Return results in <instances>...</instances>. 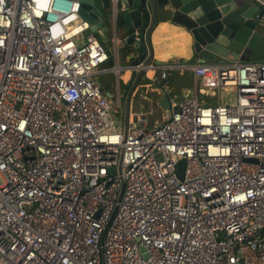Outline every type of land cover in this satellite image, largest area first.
Masks as SVG:
<instances>
[{
	"label": "built area",
	"instance_id": "obj_1",
	"mask_svg": "<svg viewBox=\"0 0 264 264\" xmlns=\"http://www.w3.org/2000/svg\"><path fill=\"white\" fill-rule=\"evenodd\" d=\"M88 27L79 0H0V264H264V61L129 62L193 96L124 132Z\"/></svg>",
	"mask_w": 264,
	"mask_h": 264
},
{
	"label": "water",
	"instance_id": "obj_2",
	"mask_svg": "<svg viewBox=\"0 0 264 264\" xmlns=\"http://www.w3.org/2000/svg\"><path fill=\"white\" fill-rule=\"evenodd\" d=\"M114 1L119 3L122 20L120 28L115 22L114 32L121 34L126 47L124 52L132 56L130 62H142L143 65L152 62L149 37L158 23L181 28L192 53L202 61H264V0H260L261 4L255 0ZM106 13L102 0H79V14L89 22V31L108 30ZM105 51L110 55L109 50ZM144 70L139 69L130 87L128 85L124 100V132L129 98L137 84L146 78ZM164 100L163 97L158 103ZM184 165V159L177 161L176 175L179 178Z\"/></svg>",
	"mask_w": 264,
	"mask_h": 264
},
{
	"label": "crops",
	"instance_id": "obj_3",
	"mask_svg": "<svg viewBox=\"0 0 264 264\" xmlns=\"http://www.w3.org/2000/svg\"><path fill=\"white\" fill-rule=\"evenodd\" d=\"M112 4V19H109V21L106 23V27L108 30H103L99 29L96 30V32H92L89 31V33H92L97 40L102 44L101 40L98 38V35L104 34L108 31H110V40L113 44V50H109L110 48L108 47H104V45L102 44V46L105 48V50H109L110 54L113 53V59H114V63H110L108 66L103 67V69H107V70H103L101 69L100 71L95 70L94 72V78L99 82L103 92L105 95H107L106 93H108L107 96L110 97V99L112 101H115L116 99H119L120 101L123 102V117H124V100H125V96L127 94V88H128V83L132 77V73L131 70L129 68H126V66L129 64V62L132 59V56L130 55H124L123 57L125 58V60H128V64L126 65H119L117 64V58H118V48L120 47L122 50H124L126 47L125 45H121L120 40L122 39V36L119 34H115L114 32V24L115 22H117V18L120 21L119 27L122 25V20H121V13L119 12L120 6L118 2H109ZM109 6V5H108ZM98 33V34H96ZM116 39V47L114 46L113 40ZM150 48L152 51V57H151V61H159L164 62V61H176V60H180V61H184V62H188V63H193V62H199L202 61L201 59H199L198 57H196L193 53L192 50L190 49V47L188 46V41H187V36L184 33V31L174 25L171 24H166V23H158L156 24V26L151 30L150 32ZM109 56L107 57V59L105 60L104 63H106V61L109 59ZM134 57V56H133ZM117 64L118 66L121 67L120 70L124 69V70H128L130 72V78L128 80V83L123 91V93L121 94L119 92L118 89V85H117V76L113 71L109 70V68L114 65ZM106 65V64H105ZM119 70V71H120ZM118 71V73H119ZM115 75V81H116V85H115V96L114 98H112V93L110 91H107V85L111 86L112 85V79L108 77H101V75ZM148 76H152V70H148L146 73ZM187 77V82H190V86L192 85L193 87V76H192V72L188 71V70H184L181 71V73H172L170 74L167 79L162 83H158V80L155 82L154 85H151V87L153 86L152 90L150 91V95L147 96L146 94V100L143 102L144 104L141 106H136L134 105L133 107L132 104L130 103V98H129V102H128V114L129 113H133L135 111H146L147 109H149V107L151 106V103H155L158 106H160L163 109V115L165 113V109L167 108V104L168 101H170L171 99H178V98H189L191 97V87L189 88V91L186 92V96L185 97H177V96H172L169 92H168V87L171 85H179L181 84V79L186 78ZM157 79V75H153L152 79ZM152 83V82H150ZM162 87V89H161ZM131 96V95H130ZM164 97V101H162L161 104H159L158 102L160 101L161 98ZM148 113V112H147ZM146 113V114H147ZM163 118V116H162ZM161 121V120H160ZM159 121L156 122H151V120L149 119V124L148 126H152L153 124L158 123Z\"/></svg>",
	"mask_w": 264,
	"mask_h": 264
},
{
	"label": "rangeland",
	"instance_id": "obj_4",
	"mask_svg": "<svg viewBox=\"0 0 264 264\" xmlns=\"http://www.w3.org/2000/svg\"><path fill=\"white\" fill-rule=\"evenodd\" d=\"M110 0H102V4L103 7L106 9L107 13L105 15V20L106 23L109 21V19H112V4L109 3ZM109 5V6H108ZM117 27H119L120 21L117 18ZM88 32V31H87ZM85 34V33H84ZM121 34L119 33V36ZM110 31L98 35V38L101 40L102 44L104 45V47H108L110 48L109 50H113V44L110 40ZM121 45H124L123 41L120 40ZM125 50V49H124ZM124 50H122L120 47L118 48V58H117V64L119 65H126L128 64V60L123 57L125 55ZM113 53L110 54L109 59L106 61V63L100 64L97 67V70H101L103 69V67L108 66L110 63H114V59H113ZM153 62V61H152ZM106 64V65H105ZM181 73V72H180ZM153 75H157V71L156 70H152V76ZM152 76H148L146 75V78L143 79V81H140L137 86L135 87V89L132 91L131 96H130V103L132 104L131 107H133L134 105L136 106H141V104L143 105L145 100L141 99V94H146L147 96H149L151 93L150 91L152 90L153 86L151 87V85H154L155 83L151 80ZM101 77H108L112 79V85L108 86L107 85V91H110L112 93V98H114L115 96V85H116V81H115V75H101ZM130 78V72L128 70H120L117 76V85H118V89L119 92L122 94L127 83L128 80ZM155 79V78H154ZM153 79V80H154ZM133 80L129 81V87L131 85ZM181 84L179 85H171L168 87V92L172 95V96H177V97H185L186 96V92L189 91V88L191 87V96H193V87L192 85L190 86V82L188 83L187 81V77L181 79ZM152 82V83H150ZM129 87L127 88V91L129 89ZM204 96L203 95H199L198 98L199 100H202L204 102H206L209 105H214L217 103H226L228 100L232 101L235 97L234 93H230V92H225V91H221L219 94L217 93L216 90H212V89H207L206 91H204ZM207 95H213L211 96H207ZM147 117L151 120V122H156V121H160L162 119L163 116V109L158 106L155 103H151V106L149 107V109H147ZM1 182V179H0Z\"/></svg>",
	"mask_w": 264,
	"mask_h": 264
}]
</instances>
